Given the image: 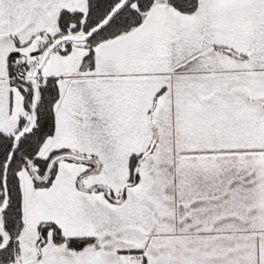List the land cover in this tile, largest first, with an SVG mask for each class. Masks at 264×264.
<instances>
[{
  "label": "snow or ice",
  "instance_id": "6c2138e0",
  "mask_svg": "<svg viewBox=\"0 0 264 264\" xmlns=\"http://www.w3.org/2000/svg\"><path fill=\"white\" fill-rule=\"evenodd\" d=\"M0 264H264V0H0Z\"/></svg>",
  "mask_w": 264,
  "mask_h": 264
}]
</instances>
